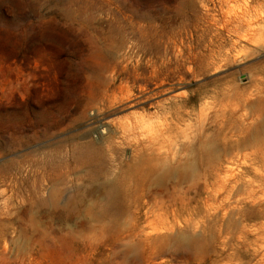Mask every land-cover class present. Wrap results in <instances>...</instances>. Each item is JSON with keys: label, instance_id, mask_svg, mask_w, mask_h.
<instances>
[{"label": "rangeland", "instance_id": "374dc122", "mask_svg": "<svg viewBox=\"0 0 264 264\" xmlns=\"http://www.w3.org/2000/svg\"><path fill=\"white\" fill-rule=\"evenodd\" d=\"M0 264H264V0H0Z\"/></svg>", "mask_w": 264, "mask_h": 264}, {"label": "bare ground", "instance_id": "6f19581e", "mask_svg": "<svg viewBox=\"0 0 264 264\" xmlns=\"http://www.w3.org/2000/svg\"><path fill=\"white\" fill-rule=\"evenodd\" d=\"M228 16H229V14H228ZM237 16V15H236ZM235 17V16H234ZM234 17H230V18H234ZM238 17V16H237ZM242 17V16H241ZM232 20V19H231ZM235 20V19H234ZM244 20H246V19H244ZM243 20V21H244ZM248 20V19H247ZM236 21V20H235ZM238 21H240V20H238ZM232 22H233V20H232ZM231 22V23H232ZM247 23H249V22H247ZM246 25V24H245ZM230 26V25H229ZM253 26V25H252ZM232 30V29H231ZM250 31V30H249ZM124 39V38H123ZM121 41V40H120ZM133 44H134V42H132V41H126L125 40V42H124V44H123V48H125V53H126V56L125 57H123V60L124 61H126V60H128L129 58H130V56H131V54H132V49H133ZM146 52V51H145ZM141 60H142V58H141ZM123 61V62H124ZM148 62V61H147ZM119 63H121V62H119ZM178 63V62H177ZM117 65V64H116ZM170 65H173V60H167V61H165V60H163V61H161L160 63L159 62H157V61H154L153 63L151 62L149 65H147V66H144L141 62H140V59L136 62V64L133 66L134 68V73H132V74H134V75H132V76H129L128 78H132V81H137V80H139V79H143V78H149V77H156V76H158L159 74H160V72H161V70L163 71V70H165L166 68H169V69H171V67H169ZM119 67V66H118ZM109 70V69H108ZM111 70V69H110ZM131 68H129L128 67V64H126V65H124V66H122V69H121V71L119 72L118 71V69H117V67L114 65V67L112 68V70H111V73H110V75H108V77L107 78H109V80H108V82H109V84H111L113 81L115 82V80H116V75L117 74H119V75H129V74H131ZM106 72H108V71H106ZM109 73V72H108ZM147 73H149V74H147ZM107 75V74H106ZM106 78V77H105ZM98 79V78H97ZM101 79V78H100ZM96 80V79H95ZM120 80V79H119ZM128 83H129V80L127 81ZM127 85V83H124L123 81H121V83H120V85H118V86H126ZM257 94V93H256ZM183 97V96H182ZM200 97V96H199ZM242 101H244V96L242 95ZM253 99H255V98H253ZM199 100V99H198ZM254 101V100H253ZM247 106V105H246ZM250 107V106H249ZM203 111V110H202ZM249 113V112H248ZM208 115V114H207ZM249 118V117H248ZM129 129V128H128ZM136 129V127H132V128H130V132H132V131H134ZM169 172H171L170 171V169H167V171H166V173L164 174V175H162V176H160V177H158V181H162L163 179H164V176L167 174V173H169ZM144 184H140L138 187H141V186H143ZM107 188V191H106V193H105V195H104V201H102V204H103V206H101V208L100 209H102L104 206H105V202H106V199L108 198V201L109 200H112L113 198H114V196H115V194L116 195H118V193H116V187H115V185H108V187H106ZM141 189H144V187H141ZM58 196H59V190L58 189H52L51 191H50V200H56L55 201V205L57 204V200H58ZM79 197V196H78ZM80 201V200H79ZM107 201V202H108ZM101 203V202H100ZM53 204V203H52ZM70 205H73L72 203L70 204ZM70 205H67L65 208H60V207H57L56 208V210H54V212L56 211V214L58 215V216H61V217H64V216H66V217H73L74 216V214L77 212V209H74V207L73 206H70ZM56 206H58V205H56ZM55 206V207H56ZM62 206V205H61ZM85 210H87V212L89 213V214H91V215H93V216H95L96 214L97 215H99L100 214V209L97 211V209H95V206H88V207H85L84 208ZM79 211V210H78ZM53 212V213H54ZM73 226V225H72ZM72 228V227H71ZM190 241H191V239L189 238V237H187V236H185V235H180V236H178L177 238H176V242H177V244H179L180 243V245H187V244H189L190 243Z\"/></svg>", "mask_w": 264, "mask_h": 264}]
</instances>
